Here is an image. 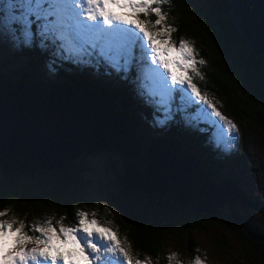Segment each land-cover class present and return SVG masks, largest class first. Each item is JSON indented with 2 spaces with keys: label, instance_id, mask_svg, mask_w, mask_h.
Listing matches in <instances>:
<instances>
[{
  "label": "trees",
  "instance_id": "16d2710c",
  "mask_svg": "<svg viewBox=\"0 0 264 264\" xmlns=\"http://www.w3.org/2000/svg\"><path fill=\"white\" fill-rule=\"evenodd\" d=\"M163 7L167 10L169 6L164 5ZM223 9L224 0H173L167 23L174 25L178 30L172 34V40L178 41L180 38H184L193 41L194 47L198 50L200 56H203L213 66L205 75L203 85L206 90L224 96L227 99V110L235 117H240L239 113L245 112V120L251 119L254 121L255 126L264 130V75L260 71L261 55L254 54L246 44L241 42L239 36L231 29L225 14L222 12ZM173 17L176 19L173 20ZM149 19L154 21L155 16H151ZM57 47L58 44L50 43L47 48H42L37 40L32 47L18 48L15 53L24 61L25 67L18 70L0 71V80L6 85L17 84L16 86H18L19 84L25 90L29 87H37L45 91V94L48 93V96H52L50 90H54L53 87L57 84L61 86L68 85L73 88L75 91L65 87H62L60 91H71L74 97L93 100L90 96L82 95L79 92H87L94 97L99 95L101 99L111 103L113 111L120 117L127 119L124 111L128 112L130 117H133L131 126L126 121L130 129L127 131L131 137L132 145L124 144L121 147L123 150L132 152L133 145H139L140 151L143 153L142 163L145 148L152 144L161 146L172 154H179L182 157L192 153V156L189 157L193 160V165L203 170L210 182L227 180L233 186L234 193L241 199L237 192L238 189L231 182L232 178L228 179L222 176L221 179H218L214 177L213 174H218V169V171L211 172V176L207 172V170L213 171L216 169L215 165L219 154L205 149L208 158L206 161L201 158L196 147L198 145L203 146L207 138L206 134H202L204 132L198 130L199 127L190 131L188 127L181 124L180 119L177 123L173 119L169 122L170 128L168 130L160 129L153 133L148 129V124L152 123L151 112L153 108L145 104L141 96L138 95L137 72L135 69L128 74L127 79H122L123 74L118 75L110 71V75L107 73L105 66L101 65L97 68L95 61L92 65H88L61 59L57 54ZM32 49H35L36 52L33 53ZM33 61L37 63L39 75L44 71V66L47 65L55 77L54 82H45L41 75V80L34 77L32 73ZM214 72H216V75ZM46 75L47 77L51 76L49 73H46ZM216 77H218V81ZM41 81L47 84H42ZM135 100L138 102L135 103ZM115 105L123 114L117 111ZM7 109L6 112L9 118L4 121L0 120V136L12 135L15 131L12 129L14 125H17L18 132L21 131L17 110L8 107ZM86 122L88 121L85 120ZM57 128L60 129L61 140L64 139L62 136L63 131L61 134L62 128L68 134L77 133L76 128L73 127L57 126ZM112 134L120 138L123 136L121 130L115 124H111L108 128L107 124L105 126L104 121H100L94 128L92 137L102 138L104 143L101 145L114 146L115 142L113 139L110 140ZM173 134L176 137H173ZM162 136L167 140L164 145L159 143ZM26 141L29 142V146L21 151L19 146ZM1 144H4L7 148V151L1 155L3 160L1 165L10 169L0 168V211L8 209L7 216L0 217V219L11 220L16 218L17 221L23 220L26 225L25 231H28V225L48 218H52L54 223L64 217L63 221L69 223L76 209L75 204L83 201L78 190L82 185L81 170L75 163V157H78L81 153L93 152L100 148L96 146L93 149L80 152L74 157L65 159L56 168L39 167L38 169L26 170V163L34 159V149L42 143L22 137H0ZM192 147L195 148V152L191 151ZM72 152L74 151L68 150L67 155ZM46 157L56 163H59L58 161L62 158L60 156L53 159L49 154H46ZM124 161L136 167H142V164L137 165L134 162L135 159H131V157H125ZM164 162L168 163L169 161L164 160ZM154 164L155 172L163 174V172L158 173L162 170L161 165H159L161 162ZM17 165H19V168H17ZM121 177L122 171H118L114 182L116 189L110 192L105 188L107 195L105 199L112 208L118 210L119 215L122 217V221L126 226H118L119 237L127 236V240L134 248L133 251L137 259H142L143 255L147 254L156 260L162 243L160 241L167 233L173 234L172 231H174L175 235L191 239L189 235L192 231H202L203 228H206L204 226L215 224L238 238L243 248L248 250L251 264H264V226L260 225L259 230L247 227L246 231H240L237 227L240 214L233 207H230L228 217L219 216V214L203 215V213L192 208L182 206L176 197V193L144 194L129 189L127 184L119 181ZM153 177L156 178L155 180L160 177H162L161 180L164 179L163 175L153 174ZM243 196L247 203L254 201L249 202L250 197L245 194ZM161 200L167 202L165 207L161 206ZM261 202L264 204V201ZM185 209L187 211L183 212ZM232 212L235 213L236 218L232 217ZM101 213L105 215H101ZM106 215L99 206L97 208L99 219L106 220L108 218ZM230 220L233 224L230 223ZM29 234L34 235L36 233L29 232ZM217 247L220 248L219 245Z\"/></svg>",
  "mask_w": 264,
  "mask_h": 264
},
{
  "label": "snow or ice",
  "instance_id": "6c2138e0",
  "mask_svg": "<svg viewBox=\"0 0 264 264\" xmlns=\"http://www.w3.org/2000/svg\"><path fill=\"white\" fill-rule=\"evenodd\" d=\"M172 4L173 0H0V36L9 37L17 48L32 47L37 40L42 48L58 42L61 59L88 65L95 61L97 68L103 65L123 74L122 79L135 69L138 95L158 114V126H167L177 112L198 103L199 118L217 128V146L229 150L239 129L193 82L205 79L198 65L206 61L197 60L193 41L180 38L177 46L172 40L178 30L167 23ZM7 214L8 209L0 211V217ZM96 216L77 211L75 226L64 225V217L56 225L48 218L28 225V231L23 220L0 219V264H150V258L132 255L127 237L121 240L119 229L108 226L112 220L102 222ZM167 259H176V254ZM190 264L204 261L197 256Z\"/></svg>",
  "mask_w": 264,
  "mask_h": 264
},
{
  "label": "rangeland",
  "instance_id": "374dc122",
  "mask_svg": "<svg viewBox=\"0 0 264 264\" xmlns=\"http://www.w3.org/2000/svg\"><path fill=\"white\" fill-rule=\"evenodd\" d=\"M174 41L176 40L174 39ZM176 43L178 46L179 40L176 41ZM16 50H18V48L13 44L9 37L0 36V71H7L10 69L18 70L19 68L25 67V63L21 59V57L16 55ZM22 52H24V50H22ZM32 52L35 53L36 50L32 49ZM201 58L205 59L199 54L197 56V60ZM208 62L209 61H206L205 66L198 65L204 77L205 75H207L208 70L213 68V66ZM44 68V71L40 73L42 79L47 83L54 82L53 80H55V77L54 75H52L51 69L47 65H45ZM106 70L107 73L111 75V70L107 68ZM32 73L34 77L41 80V77L37 71L36 61L32 62ZM46 73L51 74V76L47 77ZM214 74L216 75V72H214ZM216 78L218 81V77ZM44 81H41L42 84H47ZM193 82L198 85V87L201 89L202 94H207L208 98L212 100L221 114L228 120H231L239 129L238 140L229 150H225L223 145L218 147L215 141L217 128L199 118L197 110L202 107L200 104H193L188 107L186 111L177 112L174 116L176 123L180 119L181 124L188 127L190 131H193L197 127H199L198 130L204 132L202 134H206L207 140L205 141L204 145H198L196 147L199 155L204 161H206V159L208 158L206 150L217 152L219 154V158L216 160V169L213 171L207 170V172H209L211 176V172L219 170L218 174H213L214 177H217L218 179H221L222 176H225L228 179L232 178L233 180L231 182L236 186V188L238 189L237 192L239 193V196H241V199H235L232 202L226 200L221 202L222 204H220L216 208L215 214H219V216L223 217H228V214L231 210L230 207H233L240 214L237 226L240 231H246L247 227H253L255 230H259L260 225L264 226V204H262L261 202L264 201V130L262 128H259L258 126H255L254 121H252L251 119L245 120V112H240V117H235L233 114H231L230 111L227 110V99L224 96L206 90L203 85L204 80H200L197 77ZM257 86L259 85L257 84ZM36 88L37 87H29L27 90L33 91L36 90ZM15 89L17 90V88ZM67 93L71 94L69 91H67ZM79 93L82 95L86 94L93 100L89 98L75 97L76 100H78V98H81V100H78V104L82 105L83 103H86L83 100L94 103V105L98 107L97 110L102 111V113H99V115H101L102 118L106 120V114L108 112L105 110L103 103L100 104V102H104V99H101V96L99 95H97L96 97L91 96L87 92ZM176 97L177 98L175 103L176 105H179V93L176 94ZM137 102L138 101L135 100V103ZM107 106L110 109V103L107 102ZM115 107L117 111H119L116 105ZM119 113L123 114V112L121 111H119ZM124 115H128V112L124 111ZM156 115L158 114L153 110L151 112L152 123L148 124V129L153 133L157 132L160 129L168 130L170 128L169 123L164 127L158 126L155 123ZM111 118L112 120L114 119V117L112 116ZM118 118L126 122L125 119L121 117ZM139 118L142 119L141 117ZM131 119H133L132 116ZM107 127L110 128V125L107 124ZM52 137L48 139V142L54 145L61 157L67 155L68 150H65V148H60L59 144L55 142L56 140H54ZM173 137L176 136L173 134ZM161 138L162 140H160L159 143H162L164 145L167 140L164 139V136H162ZM98 147L100 149L93 152L81 153L80 155H78V157H75V163L81 170L80 177L82 185L78 190L80 191V196L82 197L83 201L75 204L76 209L71 217V220H69L70 224L67 221H63L64 225L66 226H75V213L77 211L97 213V208L99 206L107 214L106 216H108V218L106 220L113 221L111 225H108L109 227H112L115 230L119 225L126 226L123 223V219L119 215L118 210L112 208L105 199V196H107L105 188L110 192H113L116 189V187L114 186V182L116 180L115 175L118 171L120 172L127 164L124 161L125 157L117 149V147L115 148L114 146H112L109 149H107V146L104 145H98ZM194 150L195 148L192 147L191 151L195 152ZM5 151H7L6 146L4 144H1L0 165L3 164L1 155ZM142 156L143 153L139 151V153L131 157V159H135L134 162H136L137 165H143ZM186 156L191 157L192 153H189ZM53 159H56V157H53ZM149 179L151 181L155 180L156 178L149 176ZM217 182L220 184V182L222 181L218 180ZM186 184L190 185V182L186 180ZM207 188L218 192H229V190L225 187V183L220 184L218 188ZM244 194L250 197L251 200H248L249 202L253 200L254 201L252 203H247L246 199L243 196ZM193 195L194 193L189 191L185 196L189 198ZM178 201L180 202V200ZM160 204L162 207H165L167 202L161 200ZM186 211V209L183 210V212ZM102 214L104 213H101V215ZM96 218L99 219L98 216H96ZM101 221L103 222V220ZM230 223L233 224L231 220ZM53 224L56 225V222H54ZM204 227L206 228H203L202 231H192L189 235L191 239H185L186 237L175 235L174 231H172L173 234L167 233L160 241L162 243L160 251H158L159 255L156 260L149 257L147 254L143 255L142 259H139L145 260L146 258H150V264H190V262L194 261V259L198 256L202 261H204V264H251L248 250L243 248L242 243L238 240V238L235 237L234 234L215 224H210ZM246 236L248 235L246 234ZM124 237L127 236H120L121 240H123ZM217 245H219L220 248L217 247ZM28 247L31 248L33 247V245H28ZM133 249L134 248L131 245L132 255L137 259V256L134 254ZM197 249H199L200 251L198 252ZM173 253L176 254V259L169 261L167 257L172 255Z\"/></svg>",
  "mask_w": 264,
  "mask_h": 264
},
{
  "label": "water",
  "instance_id": "95a60500",
  "mask_svg": "<svg viewBox=\"0 0 264 264\" xmlns=\"http://www.w3.org/2000/svg\"><path fill=\"white\" fill-rule=\"evenodd\" d=\"M222 12L223 14H225V17L227 18V21L231 29L239 36L241 42L246 44L254 54L261 55V72L264 75V0H224V9ZM16 85H6L0 80V96H1L0 120L4 121L9 118V115L4 110V108H7V107L15 108L17 110V116H18V121H19V126H20L21 131L18 132L17 125H14L12 129L15 131L13 132L12 135L5 134L0 137H4V138L22 137L24 139H30V140H34V141H38L42 143L40 146L34 149V159L26 163V170H31L34 168L38 169L39 167L40 168L41 167H45V168L59 167L65 159L74 157L76 154L80 152H85L88 149H93L94 147L104 143L102 138L92 137L94 128L100 123V121L105 120L104 118H102L101 115L96 116V112H93L97 110V107L93 106L89 109H86L87 112L93 113V114L91 113L90 116L87 115L85 111H81V110H78L76 112L75 114L76 116L75 115H64L63 117H60L59 115H54L51 117L43 116L41 112H38L36 111V109H33V105L31 106L32 98L29 97L27 100H25L26 102L24 103V106L27 105V107L23 108L22 105H18L16 101H13L9 97V95L5 93L8 90V88H10L11 86L15 88L18 87L17 88L18 90L29 91V90L23 89L19 84L18 86ZM62 87L63 86L59 84L53 87L54 92L57 93L55 97H57L58 95H64L63 98H65L64 99L65 101L67 102L75 101L76 99L74 95L68 94L67 92L60 91ZM70 89L72 88L70 87ZM36 90L39 91L40 89H36ZM69 92L72 93L71 91ZM104 103L107 104L106 101H104ZM72 107L78 108L76 104H73ZM48 110L50 109L46 108V112ZM57 112L59 113V111ZM107 112H108L106 114L107 117L104 122H110L111 124H115L121 130L123 134L122 138H120L117 135L114 136L115 134L114 135L112 134V136H110V140L113 139V141L115 142L114 147L116 148L118 146L117 149L125 157H133L134 155L139 153L140 146L137 144L133 145L134 149L132 152H127L121 148L124 144L132 145L131 137L127 131L129 129H126L127 127L125 125V122L121 124L118 121V119H116V117L113 116L114 114L111 109L110 111H107ZM36 116H38V118H36ZM83 116L85 117L82 118ZM111 116L114 117L113 120ZM79 118H81V120ZM85 120L88 122L85 123ZM90 122H92L90 124L91 126L88 124ZM57 126H64V128L65 127L66 128L67 127L76 128L77 133L71 135V134H68L65 131V129L62 128L61 134L63 131L62 136L64 139L61 140L62 138L59 136L60 129L57 128ZM44 129L50 130V133L52 134L53 139L56 140L55 142L59 144L60 148H63V149L65 148V150H73L74 152L63 156L61 160L58 161L59 163H56L53 160H49L46 157V154H48V151L46 149V146L44 145V143L47 140ZM124 130L126 131L127 139L125 138L126 136H124L125 134ZM39 137H41L40 139L42 140H40ZM152 145H148L145 148L142 167H135L129 163H127L123 167L122 177L121 179H119V181L123 184H127L129 189L139 191L144 194H153V195L176 193V197L178 200H180V204L182 206L192 208L197 212L203 213V215L215 214L216 208L220 204H222L221 202H223L224 200L232 202L235 199H239L238 195L234 193L233 186L227 180H223L222 182H220V184L225 183V187L229 190L230 193L228 191L218 192V191L210 190L209 188H207V187L218 188L220 184L218 182H210L205 172H203V170L193 165V160L190 157H186V156L182 157L179 154L175 155L161 146H158L156 144H152ZM28 146H29V142L26 141L24 144L19 146V149L21 151H24L26 148H28ZM110 147L112 146H107L106 148L109 149ZM55 157H60L58 152ZM164 160L169 161V162L166 163L164 162ZM159 161L161 162V164L159 165H161L162 170H160L158 173L163 172V174H157V172H155V169H154L155 167L154 163H158ZM0 168H9V167L0 165ZM153 174L163 175L164 179L161 180L162 177H160L157 180L150 181L149 176L153 177ZM135 175H137L140 178V180L135 178ZM186 180L188 182L192 180V182H190V185L186 184ZM189 191L193 192L194 195L188 198L185 195ZM231 215L233 218H236V215L234 212H232Z\"/></svg>",
  "mask_w": 264,
  "mask_h": 264
},
{
  "label": "bare ground",
  "instance_id": "6f19581e",
  "mask_svg": "<svg viewBox=\"0 0 264 264\" xmlns=\"http://www.w3.org/2000/svg\"><path fill=\"white\" fill-rule=\"evenodd\" d=\"M50 91L52 92V96H48L47 95L48 93L45 94L46 92L41 90V89L39 91L38 90L23 91V90H18V89L16 90L15 87H10L6 91V94H8L9 97L12 100L16 101V103L18 105H22L23 108L27 107V106H24V103L26 102L25 100H27L29 97L32 98L31 106L33 105V109H36V111L41 112L43 116H49V117L54 116V115H59L60 117H63L64 115H75L78 110L85 111L87 113V115L90 116V114L92 112H87L86 109H89V108H91L93 106L96 107L94 105V103H92L90 101H87V100H83L86 103H83L82 105H79L78 104V100H81V98H78V100H75V101L67 102V101L64 100L65 98H63L64 95H58L57 97H55V95L57 93H55L54 90H50ZM102 103H103V106L105 107V110L106 111H110V109L107 106V104H105L104 102H100V104H102ZM73 104H76V106H78V108H76V107L73 108L72 107ZM46 108H48L50 110H48L46 112ZM4 110L7 111L8 109L4 108ZM57 111H59V113ZM93 112H96V116L99 115V113L100 114L102 113V111H99V110H96V111H93ZM116 115L119 116L117 113H116ZM75 116H73V117H75ZM84 117L85 116H83L82 118H84ZM36 118H38V116H36ZM121 118H123V117H121ZM79 119H81V118H79ZM123 119H125V118H123ZM118 121L121 124L123 122L121 119H118ZM106 124L111 125L108 122H105V126H106ZM44 132L46 134V139H47L46 142L44 143V145L46 146V149L48 151L49 156L51 158L55 157L57 155V150H56V148L54 147L53 144L48 142V139H50L52 137L51 134H50V130L46 129ZM124 133H125V136H126L125 138L127 139V135H126V131L125 130H124ZM17 168H19V165H17ZM135 178L140 180V178L137 175H135Z\"/></svg>",
  "mask_w": 264,
  "mask_h": 264
},
{
  "label": "clouds",
  "instance_id": "9594fccd",
  "mask_svg": "<svg viewBox=\"0 0 264 264\" xmlns=\"http://www.w3.org/2000/svg\"><path fill=\"white\" fill-rule=\"evenodd\" d=\"M36 89H38V88H36ZM108 103H110L109 101H108ZM110 109L111 110H113L112 109V107H111V103H110ZM114 116H115V114H114ZM52 127V126H51ZM129 129V128H128ZM130 130V129H129ZM60 136V135H59ZM59 136H58V138H59ZM134 149V148H133ZM138 150V149H137ZM134 166V165H133ZM143 166V165H142ZM136 167V166H135ZM138 170V169H137ZM122 171V170H121ZM181 181V180H180ZM190 182H192V180H190ZM184 187V186H183ZM186 187V186H185ZM188 188V187H187ZM194 188V187H193ZM186 189V188H185Z\"/></svg>",
  "mask_w": 264,
  "mask_h": 264
}]
</instances>
